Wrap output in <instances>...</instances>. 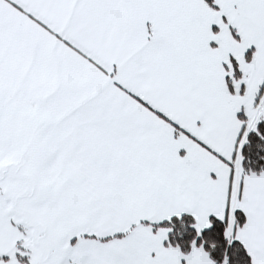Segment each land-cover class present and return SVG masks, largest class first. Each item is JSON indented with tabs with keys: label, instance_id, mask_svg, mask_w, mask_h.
I'll use <instances>...</instances> for the list:
<instances>
[{
	"label": "snow or ice",
	"instance_id": "obj_1",
	"mask_svg": "<svg viewBox=\"0 0 264 264\" xmlns=\"http://www.w3.org/2000/svg\"><path fill=\"white\" fill-rule=\"evenodd\" d=\"M0 264H264V0H0Z\"/></svg>",
	"mask_w": 264,
	"mask_h": 264
}]
</instances>
